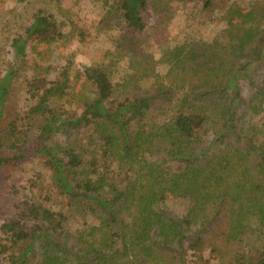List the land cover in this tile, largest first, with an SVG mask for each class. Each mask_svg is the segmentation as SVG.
Returning <instances> with one entry per match:
<instances>
[{"label":"trees","instance_id":"16d2710c","mask_svg":"<svg viewBox=\"0 0 264 264\" xmlns=\"http://www.w3.org/2000/svg\"><path fill=\"white\" fill-rule=\"evenodd\" d=\"M170 1L111 0L100 23L120 33L104 65L28 70L29 51L63 35L51 15L36 14L12 39L0 168L37 159L42 171L0 223V264H264V5H229L211 39L162 47L157 58L148 9L156 30ZM17 79L30 102L2 123ZM166 195L187 200L183 215L159 209Z\"/></svg>","mask_w":264,"mask_h":264},{"label":"rangeland","instance_id":"374dc122","mask_svg":"<svg viewBox=\"0 0 264 264\" xmlns=\"http://www.w3.org/2000/svg\"><path fill=\"white\" fill-rule=\"evenodd\" d=\"M110 2L111 0H0V75L13 60L12 39L24 35L38 13L53 16L63 35L52 43L39 46L37 52L34 49L29 51L28 70L35 62L50 65L51 73L67 60L80 70L88 65L109 63L110 56L106 55V52L110 54L114 51L115 39L120 33L118 27L100 23ZM255 2L258 6L264 5V0H228L223 4L219 2L213 12H210L209 9H201V0H172L167 7V10L170 9L169 20L156 30L152 26L158 16L149 7L146 18L148 46L150 45L155 57L159 58L162 47H176L189 38L211 39L224 26L221 15L225 13L226 7L232 5L243 9L244 6H252ZM124 65V61H119L118 65L113 67L112 82L118 80ZM166 69L165 63H158L155 83L162 80L161 76ZM19 82L20 79H17L11 83L10 93L4 103L5 117L2 123L9 113L26 108L30 102ZM52 141L62 143L63 136L59 132ZM40 171L42 165L37 159L26 160L14 169L0 168V223L14 215L13 205L24 198L28 179ZM157 206L168 214L181 216L187 207V200L166 195ZM78 227L80 223L74 222L69 228L74 232ZM76 241H80V238H71V242ZM204 255L207 258V253ZM208 259L210 264H214V260L209 257ZM195 264L203 262L198 261Z\"/></svg>","mask_w":264,"mask_h":264}]
</instances>
